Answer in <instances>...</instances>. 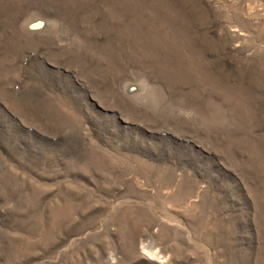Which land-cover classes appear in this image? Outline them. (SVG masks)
Wrapping results in <instances>:
<instances>
[{"label": "rangeland", "instance_id": "374dc122", "mask_svg": "<svg viewBox=\"0 0 264 264\" xmlns=\"http://www.w3.org/2000/svg\"><path fill=\"white\" fill-rule=\"evenodd\" d=\"M0 264H264V0H0Z\"/></svg>", "mask_w": 264, "mask_h": 264}]
</instances>
